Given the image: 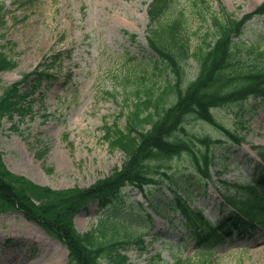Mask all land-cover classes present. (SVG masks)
<instances>
[{"label":"rangeland","instance_id":"rangeland-1","mask_svg":"<svg viewBox=\"0 0 264 264\" xmlns=\"http://www.w3.org/2000/svg\"><path fill=\"white\" fill-rule=\"evenodd\" d=\"M262 1L205 0L204 4L199 0H173L162 20L169 22L182 12L181 33L189 36V44L194 48L206 32H211L213 13L219 14L224 8L239 19ZM149 2L0 0L5 21L0 29V51L16 63L12 70L0 73V95L6 86L32 70L44 56L61 53L52 67L54 79H43L33 93L31 110L2 122L0 151L10 171L40 185L63 189L87 187L120 167L125 157L120 151L108 148L102 128L117 120L119 110L130 103L132 97L128 90L115 85V80L127 73L132 87L140 83L141 77L149 78L154 71V63L148 61V56L155 55L147 48L144 37L148 21L145 10ZM131 35H134L133 40ZM259 37L263 38L264 47V16L248 21L240 42L247 45ZM185 70V81L196 75V65L191 59ZM145 81L150 85V80ZM107 91L112 95L107 96ZM215 113L222 125L238 130L245 141L237 146L225 143L213 149L216 156V164L211 169L213 183L197 180L184 156L167 162L174 184L181 183L182 173L190 177L185 185L193 190L194 206L213 220L219 217V192L224 190L220 182L243 184L254 174L253 154L256 151L253 147L264 146V99H249L244 104L229 105ZM117 121L119 126L124 125L123 118ZM185 132L191 138L220 136L217 129L192 118L186 122ZM123 194L125 200L146 205L142 194L133 188H124ZM148 195L154 202H167L170 196L166 186L161 191L149 188ZM115 202L123 204V199ZM228 211L229 208L224 207V212ZM100 214L95 204L89 205L75 216L76 229L79 232L89 230ZM179 219V215L172 213L166 218L152 215V235L146 237L147 248L144 252L128 250L129 261L132 264H173L181 259L190 264L200 261L206 264H264V230L254 236L233 234L211 251L198 248L194 239L184 234ZM131 223L138 230L150 227L135 219ZM157 254L160 259L156 258ZM58 258V264H66L65 247L35 224L15 211L0 215V264H55Z\"/></svg>","mask_w":264,"mask_h":264},{"label":"trees","instance_id":"trees-1","mask_svg":"<svg viewBox=\"0 0 264 264\" xmlns=\"http://www.w3.org/2000/svg\"><path fill=\"white\" fill-rule=\"evenodd\" d=\"M166 3L167 0H153L149 5L147 12L151 22L156 20ZM261 14H264V2L253 13L240 19L223 10L219 14L213 13L211 32H206L191 51L187 38L177 35L180 19H173L167 24H162L160 20L154 23L147 31L146 40L172 78H165L162 87L155 84L136 87L124 127L114 124L104 128L108 147L120 150L125 156L121 167L89 187L54 190L11 173L0 154V214L17 210L26 219L38 224L66 246L68 264H101L102 261L131 264L124 252L131 247L145 250L143 234L136 233L123 221L104 217L95 227L80 234L74 228L73 218L93 201H97L102 210L123 209L121 206L111 208L123 186L130 185L144 191L147 185L161 181L160 176L171 197L165 204L162 203V208L147 197L149 207L163 217L165 211L179 214L184 234L194 238L196 244L203 248L222 241L230 231H237V227L251 230L264 227V198L259 192L264 190V171L245 187L233 185L234 194L225 197L234 211L212 223L192 206V193L186 185L173 186L171 180L168 181L171 176L169 169L167 171L169 167L165 165L175 157L184 156L197 174V180L210 179L209 169L214 160L212 148L222 142L208 136L191 138L185 135V124L189 118L222 130V135L231 142L241 141L236 131L228 130L217 122L213 110L264 93V50L260 49L259 43H252L243 53V44L234 41L246 21ZM188 57H192L196 64V75L185 82L182 79L183 62ZM13 67L14 64L0 54V72ZM42 73L26 74L22 80L3 90L0 96V125L4 117L12 119L13 115L27 111L28 105H24L23 101L28 91L20 92L19 85L31 75L39 77ZM176 132L185 137L173 136ZM180 178L183 181L190 179L185 173ZM140 212L147 221L150 220L149 213L145 210ZM133 216L136 217V214ZM156 258L160 259L159 255ZM173 264L190 263L177 259ZM197 264L205 263L201 261Z\"/></svg>","mask_w":264,"mask_h":264},{"label":"bare ground","instance_id":"bare-ground-1","mask_svg":"<svg viewBox=\"0 0 264 264\" xmlns=\"http://www.w3.org/2000/svg\"><path fill=\"white\" fill-rule=\"evenodd\" d=\"M58 261H59V258L57 260H54V263L55 264H58Z\"/></svg>","mask_w":264,"mask_h":264}]
</instances>
